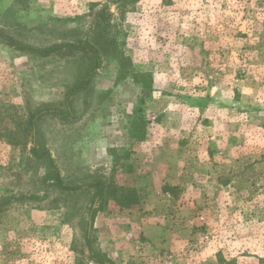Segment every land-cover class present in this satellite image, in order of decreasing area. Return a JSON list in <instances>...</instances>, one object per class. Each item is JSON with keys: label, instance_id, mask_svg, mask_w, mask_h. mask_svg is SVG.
Here are the masks:
<instances>
[{"label": "rangeland", "instance_id": "obj_1", "mask_svg": "<svg viewBox=\"0 0 264 264\" xmlns=\"http://www.w3.org/2000/svg\"><path fill=\"white\" fill-rule=\"evenodd\" d=\"M0 31L99 49L39 143L69 186H108L61 193L29 154L31 114L94 59L0 40V202L30 198L0 212V264H264V0H0Z\"/></svg>", "mask_w": 264, "mask_h": 264}, {"label": "trees", "instance_id": "obj_2", "mask_svg": "<svg viewBox=\"0 0 264 264\" xmlns=\"http://www.w3.org/2000/svg\"><path fill=\"white\" fill-rule=\"evenodd\" d=\"M104 13H100V16L103 17ZM99 16V15H98ZM104 19H97L96 25H95V34H98L100 36L101 32L108 33L109 28L111 25L109 23L104 24ZM98 36V38H99ZM0 40L5 41L9 46L14 47L18 51H23L26 53L35 54L39 57H50L55 54H61L66 51L70 52H79L83 56H88L90 58H93L94 60V66L86 69L80 74L79 79L68 87V90L66 92L65 97V110H57V109H49V108H43V109H37L35 112H33L30 116V127H31V135H32V141L33 146L30 148V157L34 161L38 162L39 164H42L47 169V175L45 176V181H50L51 186L56 188L61 193H73V192H88L90 189L95 191V194L93 196V202L98 198L99 201L104 197V195L107 192V184L104 181H97L95 184L89 187H72L65 183L64 178L61 176V173L55 163V160L51 156V153L48 150H45L43 146L39 143V122L43 117L46 115H57L61 120H67L69 116L71 115V98L75 96L76 94L83 92L88 89L93 76L95 75L96 69L101 65V57H100V51L99 49L90 43L86 41L85 45L84 42L72 44V43H64V44H56L54 46H51L49 48H34L32 46H26L20 44L15 39L6 36L3 34L2 31H0ZM175 191L176 188L170 185H166L163 188V192L170 194L171 196L175 197ZM132 195L135 198L134 202H128L124 207H131L136 203L137 198L135 196V193L133 192ZM30 198H27L26 196H21L20 198H13L9 197L4 199L2 202H0V212L5 210L6 208L10 207L12 205L13 200L19 201L21 203H24L26 200ZM97 211H94L93 217L91 218L92 221L94 220V216ZM87 244L91 248V242L90 239H87ZM102 258L96 259L97 264H105L108 260L104 259L105 257L102 255ZM104 257V258H103Z\"/></svg>", "mask_w": 264, "mask_h": 264}]
</instances>
